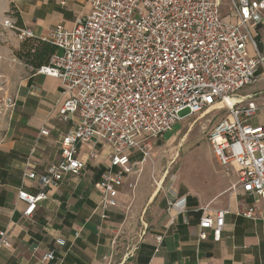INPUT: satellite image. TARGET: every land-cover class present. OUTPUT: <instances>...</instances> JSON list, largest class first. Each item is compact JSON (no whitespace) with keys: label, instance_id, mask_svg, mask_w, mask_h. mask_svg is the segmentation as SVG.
<instances>
[{"label":"built area","instance_id":"obj_1","mask_svg":"<svg viewBox=\"0 0 264 264\" xmlns=\"http://www.w3.org/2000/svg\"><path fill=\"white\" fill-rule=\"evenodd\" d=\"M228 2L226 18L222 0H91L90 13L78 17L73 28L60 24L49 31L43 40L57 52L37 73L60 80L57 116L71 127L60 138V161L42 173H24L23 183L39 188L36 195L19 190L18 199L27 204L24 218H31L51 191L86 170L80 159L84 144L103 142L112 149L99 183L98 210L106 221L129 177L138 179L140 166L152 160L154 141L186 118L213 111L229 112L208 135L217 162L236 167L235 191L264 202V127L251 124L261 107L239 96L257 83L264 67L256 40L264 0ZM4 25L20 38L33 37L9 20ZM0 104V113H12L17 101L5 96ZM50 135V129H41L40 137ZM95 158L91 152L89 159ZM184 202L171 201L169 208L185 211ZM227 214L203 217L199 239H208L212 230L220 240ZM242 214L259 218L253 206ZM11 247V235L0 231V251ZM55 259L53 252L44 257Z\"/></svg>","mask_w":264,"mask_h":264},{"label":"crops","instance_id":"obj_2","mask_svg":"<svg viewBox=\"0 0 264 264\" xmlns=\"http://www.w3.org/2000/svg\"><path fill=\"white\" fill-rule=\"evenodd\" d=\"M90 1L0 0V97L17 101L14 112L0 114V231H8L12 243L10 249L0 251V264H264V202L232 191L234 186L228 189L227 180L215 175L196 182L178 169L172 179L170 171L155 177L161 166L147 161L140 166L138 179L129 177L118 207L102 221L99 183L112 154L103 142L84 144L80 159L86 161V170L51 191L31 218L23 217L27 204L18 199L19 190L39 192L34 182L23 183L24 173H42L60 161V138L71 125L57 116L60 80L38 74L15 57L24 38L4 23L9 20L16 25V18L9 15L14 7L22 18V29L43 39L57 25L73 28L78 17L90 13ZM262 15L256 40L264 54ZM248 50L255 56L251 47ZM252 86L254 92L239 96L264 110V67ZM253 126L264 127V119ZM43 128L50 129L49 137H40ZM91 152L96 153L95 159H89ZM215 163L214 170L218 166L225 177H238L235 166L222 167L216 158ZM131 183L136 185L134 190ZM171 201H185V211L170 209ZM248 206L257 210V220L243 216ZM221 210L228 214L220 240L212 230L207 231L208 239L200 240L201 219ZM157 237H162L159 244ZM51 252L56 259L45 261Z\"/></svg>","mask_w":264,"mask_h":264},{"label":"rangeland","instance_id":"obj_3","mask_svg":"<svg viewBox=\"0 0 264 264\" xmlns=\"http://www.w3.org/2000/svg\"><path fill=\"white\" fill-rule=\"evenodd\" d=\"M228 0H222L221 11L223 16L230 14ZM254 92V86H247L240 92V96ZM3 97H0L2 99ZM261 104V101H257ZM0 104V110H1ZM2 114V113H0ZM184 112L182 116L186 115ZM229 115L228 111H213L208 115H196L186 118L175 125L172 131L166 133L163 139L153 145L152 160L160 164L155 177L170 171L171 179L182 170V175L192 181L200 182L202 179H212L213 175L218 179H226L227 188L238 184V177L232 174L229 178L216 163L214 154L208 142V135L215 125ZM258 115V116H257ZM257 117L251 120V124L263 123L264 110H259ZM171 164V165H170ZM214 172V173H213ZM168 173V172H167ZM216 181V180H215ZM209 181H205L208 185ZM235 184V185H233ZM233 187L232 191H235ZM128 251V250H127Z\"/></svg>","mask_w":264,"mask_h":264},{"label":"trees","instance_id":"obj_4","mask_svg":"<svg viewBox=\"0 0 264 264\" xmlns=\"http://www.w3.org/2000/svg\"><path fill=\"white\" fill-rule=\"evenodd\" d=\"M9 15L16 18V27L22 29L23 22L20 13L12 7ZM57 48L49 42L40 38L26 37L23 39L20 48L15 51V57L31 67L33 71H38L50 63Z\"/></svg>","mask_w":264,"mask_h":264},{"label":"bare ground","instance_id":"obj_5","mask_svg":"<svg viewBox=\"0 0 264 264\" xmlns=\"http://www.w3.org/2000/svg\"><path fill=\"white\" fill-rule=\"evenodd\" d=\"M234 101H235V99L233 100V102H234ZM229 103H230V104H232V101H231V100H229Z\"/></svg>","mask_w":264,"mask_h":264}]
</instances>
